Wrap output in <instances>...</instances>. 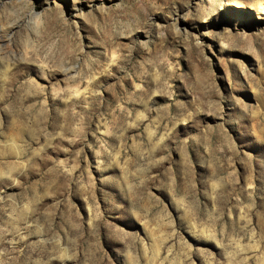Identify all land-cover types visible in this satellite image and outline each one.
<instances>
[{"label": "rangeland", "instance_id": "rangeland-1", "mask_svg": "<svg viewBox=\"0 0 264 264\" xmlns=\"http://www.w3.org/2000/svg\"><path fill=\"white\" fill-rule=\"evenodd\" d=\"M0 38V264H264V0H0Z\"/></svg>", "mask_w": 264, "mask_h": 264}, {"label": "bare ground", "instance_id": "bare-ground-1", "mask_svg": "<svg viewBox=\"0 0 264 264\" xmlns=\"http://www.w3.org/2000/svg\"><path fill=\"white\" fill-rule=\"evenodd\" d=\"M7 39H5V38H0V46L1 45H5V44H7ZM6 49H7V46H6ZM142 119V118H141Z\"/></svg>", "mask_w": 264, "mask_h": 264}]
</instances>
